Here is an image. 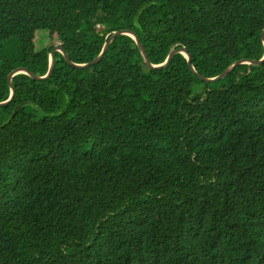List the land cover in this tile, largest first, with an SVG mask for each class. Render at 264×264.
Segmentation results:
<instances>
[{
    "label": "trees",
    "instance_id": "trees-1",
    "mask_svg": "<svg viewBox=\"0 0 264 264\" xmlns=\"http://www.w3.org/2000/svg\"><path fill=\"white\" fill-rule=\"evenodd\" d=\"M123 30L213 78L264 56V0H0V102ZM12 84L0 264H264V62L206 82L120 36Z\"/></svg>",
    "mask_w": 264,
    "mask_h": 264
},
{
    "label": "water",
    "instance_id": "water-1",
    "mask_svg": "<svg viewBox=\"0 0 264 264\" xmlns=\"http://www.w3.org/2000/svg\"><path fill=\"white\" fill-rule=\"evenodd\" d=\"M120 36H130L131 38H133L137 42L138 47H139V49H140V51H141V53H142V55L144 57V60H145L146 64L151 69H153V70H165V69L169 68V66L171 65V62H172L173 58L175 57V55L182 54V55H184L187 58L191 71L196 76H198L201 80H204L206 82H214V81H217V80L225 78L226 76L231 74L241 64L246 63V64H249V65H259V64H262L264 62V56L261 59H257V60L244 58V59L238 60L235 63H233L227 70H225L220 75H218L216 77H213V78H207V77H204V76L200 75L197 72V70L195 69L194 64H193V57H192L191 53L188 51V49L182 48V49H178V50H173L170 53L167 61L163 65L154 66V65L151 64V62H150V60L148 58V55L146 53V50H145V48H144V46L142 44V41H141V38L139 37V35L137 33L133 32V31H131V30H123V31H119V32H116L115 34H113V36L109 39V41L105 45L104 50L101 53V55L97 59H95L93 62H91V63L83 64V65L74 64V63H72L70 61V59H69L68 55L66 54V52L64 51V49L60 45H55L53 50L50 53V56H49V68H48V72H47V74L45 76L36 77L32 73H30L27 69H25V68H17L15 70L11 71L9 73L8 77H7V82H8L9 87H10V95H9V97H8V99L6 101L0 102V106L8 104L12 100V98L14 96L15 88H14V86L12 84V78L15 75H17V74H25V75L29 76L31 79L36 80V81L48 80L52 76V73H53V69H54V66H55V54L56 53L61 54L63 56V59L65 60V62L70 67H73L74 69H77V70L88 69L91 66L97 65L98 63H100L103 60V58L106 56L107 52L109 51V49L111 47V44L115 41V39H117ZM262 39H263V42H264V30L262 32ZM25 104H27V102H23V103L17 105L13 109V112H12V114L10 116V119H8L5 124H8L10 122V120L14 117L15 113L22 106H24ZM5 124H2L1 127H3Z\"/></svg>",
    "mask_w": 264,
    "mask_h": 264
}]
</instances>
